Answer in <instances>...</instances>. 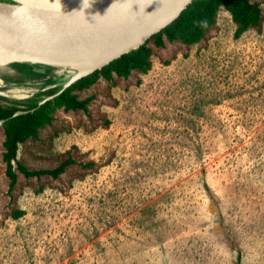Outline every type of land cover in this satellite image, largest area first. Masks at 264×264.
<instances>
[{"label": "rangeland", "instance_id": "rangeland-1", "mask_svg": "<svg viewBox=\"0 0 264 264\" xmlns=\"http://www.w3.org/2000/svg\"><path fill=\"white\" fill-rule=\"evenodd\" d=\"M250 1L262 20L240 37L221 6L197 43L151 38L148 72L76 90L88 109H56L18 148L29 169L74 159L58 177L16 168L10 188L0 126V264H264V0ZM58 68L0 66L22 90L2 103L56 92Z\"/></svg>", "mask_w": 264, "mask_h": 264}, {"label": "water", "instance_id": "water-1", "mask_svg": "<svg viewBox=\"0 0 264 264\" xmlns=\"http://www.w3.org/2000/svg\"><path fill=\"white\" fill-rule=\"evenodd\" d=\"M192 1L0 0V66H12L18 73L40 72L45 66H81L56 92L38 101L39 107L145 44ZM35 108L19 109L13 115ZM4 120L0 119V126Z\"/></svg>", "mask_w": 264, "mask_h": 264}, {"label": "trees", "instance_id": "trees-1", "mask_svg": "<svg viewBox=\"0 0 264 264\" xmlns=\"http://www.w3.org/2000/svg\"><path fill=\"white\" fill-rule=\"evenodd\" d=\"M221 6L231 13L232 19L237 25L234 31L236 38L249 30L250 27L259 26L261 23L262 9L259 2H251L250 0H193L177 19L153 35L152 38L155 44L163 46L165 39L169 41L179 40L187 44L199 42L204 37L207 27L215 22L217 12ZM149 40L102 68L77 80L39 107L36 106L37 102L24 105L26 107H19L17 104L24 103H18L14 100H10L11 104L6 105L2 103L5 98L0 95V119H5L2 124L5 133L3 160L6 175L10 180V188L14 187L18 179L16 168L26 177L44 174L58 177L70 163L74 162V159L68 157L53 168L29 169L17 160L19 144L28 138H36L39 129L53 121V112L58 108L86 111L92 97L81 99L75 92L76 90L90 87L101 77L111 80L115 75L127 78L134 70L148 72L151 68L152 55ZM42 75L41 72H28L26 78ZM32 108L35 109L13 115L16 110H29ZM22 213V211H16L14 216L18 217Z\"/></svg>", "mask_w": 264, "mask_h": 264}, {"label": "bare ground", "instance_id": "bare-ground-1", "mask_svg": "<svg viewBox=\"0 0 264 264\" xmlns=\"http://www.w3.org/2000/svg\"><path fill=\"white\" fill-rule=\"evenodd\" d=\"M81 66H72V65H64L57 69L56 73L58 74L57 79L51 81V84L54 86H59L64 83L68 78H70L74 73H76ZM0 92L7 96H17L19 92H22L18 87L11 88L7 87L3 84V81L0 79Z\"/></svg>", "mask_w": 264, "mask_h": 264}]
</instances>
